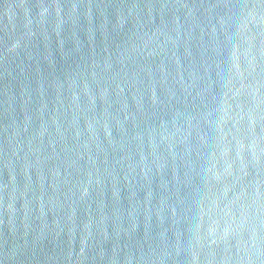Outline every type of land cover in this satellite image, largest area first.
<instances>
[{
	"label": "water",
	"instance_id": "obj_1",
	"mask_svg": "<svg viewBox=\"0 0 264 264\" xmlns=\"http://www.w3.org/2000/svg\"><path fill=\"white\" fill-rule=\"evenodd\" d=\"M0 264H264V0H0Z\"/></svg>",
	"mask_w": 264,
	"mask_h": 264
}]
</instances>
